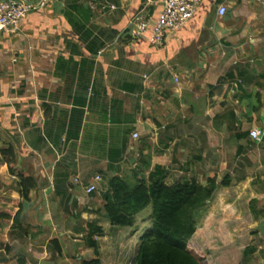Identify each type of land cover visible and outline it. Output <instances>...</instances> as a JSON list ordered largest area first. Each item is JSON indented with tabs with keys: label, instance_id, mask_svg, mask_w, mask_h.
<instances>
[{
	"label": "crops",
	"instance_id": "obj_1",
	"mask_svg": "<svg viewBox=\"0 0 264 264\" xmlns=\"http://www.w3.org/2000/svg\"><path fill=\"white\" fill-rule=\"evenodd\" d=\"M163 6L47 0L17 33L0 32V264H133L120 235L140 240L151 224L142 212L133 227L113 226L105 195L115 177L135 184L157 166L170 184L217 180L197 214L215 234L250 195L264 264V139L250 138L264 129V0H202L161 48L150 33L134 37L132 19L153 25ZM93 223L99 257L85 240ZM217 254L234 264L233 245Z\"/></svg>",
	"mask_w": 264,
	"mask_h": 264
},
{
	"label": "trees",
	"instance_id": "obj_2",
	"mask_svg": "<svg viewBox=\"0 0 264 264\" xmlns=\"http://www.w3.org/2000/svg\"><path fill=\"white\" fill-rule=\"evenodd\" d=\"M4 155L13 172V151H6ZM22 178L25 185L27 178ZM221 186L230 187V178L226 177ZM217 189L215 178H208L206 184L197 180L170 184L169 173L157 166L148 179L135 184L119 177L112 179L105 195V217L113 226L133 227L136 217L152 207L151 227L140 237L133 264H205L207 259L201 243L208 246L211 254L219 253L236 242V234L233 238L232 235L226 236L224 231L235 229L237 233L241 229L239 221L229 226L235 219L229 222L226 217L223 230L215 234L209 218L199 220L197 214L211 201ZM103 234L98 223L88 225L86 244L97 257L100 251L96 238L103 237ZM220 242L223 245H218ZM254 253L255 248H247L244 260L247 262ZM82 264H101V261L97 259Z\"/></svg>",
	"mask_w": 264,
	"mask_h": 264
},
{
	"label": "built area",
	"instance_id": "obj_3",
	"mask_svg": "<svg viewBox=\"0 0 264 264\" xmlns=\"http://www.w3.org/2000/svg\"><path fill=\"white\" fill-rule=\"evenodd\" d=\"M202 0H164L163 10L159 14L156 22L151 25L143 14H137L132 19V35L141 37L150 33L149 41L155 47H164L168 37L184 27L196 14ZM47 0H0V32L12 35L20 30L24 18L35 12L39 8L46 6ZM104 9L116 10L115 6L106 5ZM226 10L219 8V15L224 16ZM133 138L137 140L139 135L135 133ZM250 138L261 143L264 139V130L254 129L250 131ZM99 176L96 181H100ZM97 189L92 185L88 189L91 194Z\"/></svg>",
	"mask_w": 264,
	"mask_h": 264
},
{
	"label": "rangeland",
	"instance_id": "obj_4",
	"mask_svg": "<svg viewBox=\"0 0 264 264\" xmlns=\"http://www.w3.org/2000/svg\"><path fill=\"white\" fill-rule=\"evenodd\" d=\"M199 175H200L199 180L203 183H206L207 179L210 176V174H205L203 172L201 174L199 173ZM235 176H238V175H235ZM250 176H251L250 178H252V181L249 179V181H248L249 183H255L256 185L262 184V181L260 183V178L256 180V177L259 176L258 174H250ZM237 193H239V196H240V194H241L240 188H238ZM243 198H241V202H239V203L237 202L236 205H233L232 208H233L235 214L232 216V218H230V221H229V222H231L233 219H235L229 226H232L233 224H237V223L239 224L240 223L241 229L237 230V233L234 232L235 229L232 230L231 232H227V231L225 232L224 231V233L226 234V236L228 235L229 237H230V235H232L233 238H235L234 237L235 234L237 235L236 242L232 244L233 245V253H234L233 254L234 255V260H233L234 264H237V262H239L238 260H240L241 257H242L241 263H239V264H246V263L249 264L250 262H251L250 264H252V263L256 264L257 258L254 256V254L249 257V260L247 259L248 260L247 262L244 260L243 252L247 248H255L258 250L259 247H263V244L261 245L259 240L258 241L255 240L256 236H257V233H256L257 230L255 229V223H254V221L251 217L250 211H249L250 204L248 203L251 196L248 195L247 197H243ZM151 213H152V208L149 207L142 214L143 218L147 219L146 222H149L150 224H151V222H150ZM237 215L238 216L240 215L239 219L235 218ZM237 221H239V222H237ZM235 222H237V223H235ZM202 223H203V221H202ZM207 223H209V221H206V224ZM211 225H212V223H211ZM221 225L223 226V223H221ZM261 228H262V231H264V225H262ZM221 229L223 230V228H221ZM124 231L128 232L129 230H124ZM205 232L209 233L208 231H205ZM126 235H128V234H126ZM120 236H121V241H118L119 245L122 246L121 247L122 249L124 247H126V249H124V250H126L125 252H127V251L131 252V259H133L134 256L136 255L137 244L140 242L139 238L131 240V237H124V236H122V234ZM215 238L218 239L217 237H215ZM125 245H127V246H125ZM200 245L202 246L203 254L205 255V257L207 259V262L205 264H228L227 263L228 260H224L223 254H217V253L211 254L210 253L211 250L208 248V246L204 245L203 243H201ZM218 245H223V242L222 243L220 242ZM257 250H255V253L257 252ZM258 256H259V259H261L263 254H258ZM106 257L108 259L109 258L114 259L116 256L111 254V255H107Z\"/></svg>",
	"mask_w": 264,
	"mask_h": 264
},
{
	"label": "water",
	"instance_id": "obj_5",
	"mask_svg": "<svg viewBox=\"0 0 264 264\" xmlns=\"http://www.w3.org/2000/svg\"><path fill=\"white\" fill-rule=\"evenodd\" d=\"M44 264H53V263H50V262H46V263H44Z\"/></svg>",
	"mask_w": 264,
	"mask_h": 264
}]
</instances>
